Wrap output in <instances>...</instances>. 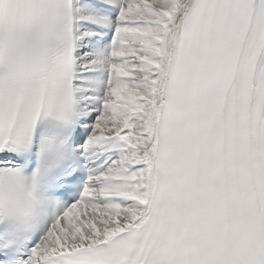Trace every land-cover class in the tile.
Wrapping results in <instances>:
<instances>
[{
  "label": "snow or ice",
  "instance_id": "1",
  "mask_svg": "<svg viewBox=\"0 0 264 264\" xmlns=\"http://www.w3.org/2000/svg\"><path fill=\"white\" fill-rule=\"evenodd\" d=\"M0 264H264V0H0Z\"/></svg>",
  "mask_w": 264,
  "mask_h": 264
}]
</instances>
